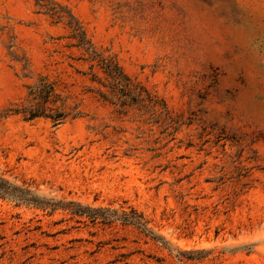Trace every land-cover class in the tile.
Here are the masks:
<instances>
[{
	"label": "rangeland",
	"instance_id": "374dc122",
	"mask_svg": "<svg viewBox=\"0 0 264 264\" xmlns=\"http://www.w3.org/2000/svg\"><path fill=\"white\" fill-rule=\"evenodd\" d=\"M0 176L49 205L0 197V264H264V0H0Z\"/></svg>",
	"mask_w": 264,
	"mask_h": 264
},
{
	"label": "trees",
	"instance_id": "16d2710c",
	"mask_svg": "<svg viewBox=\"0 0 264 264\" xmlns=\"http://www.w3.org/2000/svg\"><path fill=\"white\" fill-rule=\"evenodd\" d=\"M73 20V18H72ZM77 25V22H76ZM73 36L78 40L76 44L85 50L89 55L85 61L91 63L90 68L99 66L107 75L115 82L116 86H121L125 91H128L126 100L124 103H141V99L135 94L132 86L122 84L124 81L130 82V78L123 72L121 67L111 59L103 58L100 53L97 52L92 42L87 38L86 33L81 25L78 24V28L74 29ZM95 75V74H94ZM29 99L27 104L22 109H16L12 113L22 115L25 120H33L39 117H45L52 120L55 126H58L64 122L66 115L62 112L55 111L56 113H50L53 109H49L46 104L50 101V98L54 95L52 88H48L45 84L38 87L29 88ZM105 97V96H103ZM0 197L16 202L17 204H33L39 207H49L47 204L39 202L36 196H33L30 191L23 190L19 187L13 186L7 180L0 176ZM76 210H73L75 215L80 217H86L92 222L100 221L103 224H111L114 221H121L123 224H128L140 229L147 236H152L147 227V222L144 220L143 215L131 210L129 213L124 212L122 215H118L114 211L103 210L99 208L83 207L79 204H72ZM52 209L55 207L52 206Z\"/></svg>",
	"mask_w": 264,
	"mask_h": 264
}]
</instances>
